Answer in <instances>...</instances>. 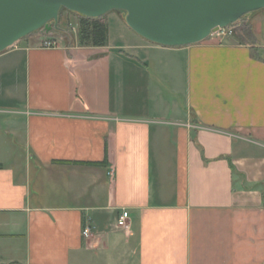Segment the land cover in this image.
<instances>
[{
  "label": "crops",
  "instance_id": "0c3cea01",
  "mask_svg": "<svg viewBox=\"0 0 264 264\" xmlns=\"http://www.w3.org/2000/svg\"><path fill=\"white\" fill-rule=\"evenodd\" d=\"M103 17L0 53V262L264 264V14L185 46Z\"/></svg>",
  "mask_w": 264,
  "mask_h": 264
},
{
  "label": "water",
  "instance_id": "95a60500",
  "mask_svg": "<svg viewBox=\"0 0 264 264\" xmlns=\"http://www.w3.org/2000/svg\"><path fill=\"white\" fill-rule=\"evenodd\" d=\"M62 8L93 18L120 10L149 41L185 46L263 9L264 0H0V53L34 32L63 31Z\"/></svg>",
  "mask_w": 264,
  "mask_h": 264
},
{
  "label": "trees",
  "instance_id": "16d2710c",
  "mask_svg": "<svg viewBox=\"0 0 264 264\" xmlns=\"http://www.w3.org/2000/svg\"><path fill=\"white\" fill-rule=\"evenodd\" d=\"M67 10L62 8L61 13ZM72 12V11H70ZM77 14L75 12H72ZM79 16L77 26V39L80 46H105L109 39V26L104 17H88L77 14ZM64 30H66L64 28ZM0 264H5L1 263ZM12 264V263H9Z\"/></svg>",
  "mask_w": 264,
  "mask_h": 264
},
{
  "label": "built area",
  "instance_id": "2783aa9c",
  "mask_svg": "<svg viewBox=\"0 0 264 264\" xmlns=\"http://www.w3.org/2000/svg\"><path fill=\"white\" fill-rule=\"evenodd\" d=\"M234 24H231L229 26L223 27L217 33H214V34H219V35H222V36L232 35L233 32H234V27H235ZM46 36L47 37H45L42 40V47L52 48V47H56L58 45V41H57L56 37H54L52 35H49V34L46 35ZM129 219H130L129 210H127V209L122 210V212H121V214H120V216L118 218V221H117L118 226H120L122 228H125V229L129 228L130 227ZM89 230L90 229L87 228L84 233L87 234L89 232Z\"/></svg>",
  "mask_w": 264,
  "mask_h": 264
},
{
  "label": "rangeland",
  "instance_id": "374dc122",
  "mask_svg": "<svg viewBox=\"0 0 264 264\" xmlns=\"http://www.w3.org/2000/svg\"><path fill=\"white\" fill-rule=\"evenodd\" d=\"M70 12L69 10H65L61 13L60 17H64L65 20L68 21L67 23V26H65L64 28L71 31L72 33L74 32H77V26H78V22H77V19L74 17L72 18L71 16H75L74 13ZM260 14V13H263L264 14V8L259 10V11H256V12H253L251 14H248L246 16H252L253 14ZM234 30H235V27H234Z\"/></svg>",
  "mask_w": 264,
  "mask_h": 264
}]
</instances>
